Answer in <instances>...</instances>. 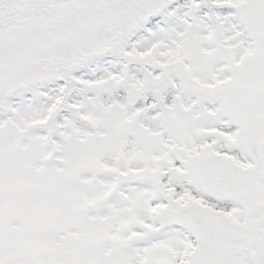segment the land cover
I'll use <instances>...</instances> for the list:
<instances>
[{"label": "snow or ice", "instance_id": "6c2138e0", "mask_svg": "<svg viewBox=\"0 0 264 264\" xmlns=\"http://www.w3.org/2000/svg\"><path fill=\"white\" fill-rule=\"evenodd\" d=\"M0 264H264V0H0Z\"/></svg>", "mask_w": 264, "mask_h": 264}]
</instances>
